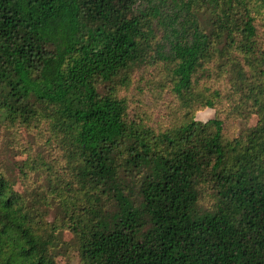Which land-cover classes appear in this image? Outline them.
I'll list each match as a JSON object with an SVG mask.
<instances>
[{"label": "trees", "instance_id": "trees-1", "mask_svg": "<svg viewBox=\"0 0 264 264\" xmlns=\"http://www.w3.org/2000/svg\"><path fill=\"white\" fill-rule=\"evenodd\" d=\"M0 143V264H264V0H0Z\"/></svg>", "mask_w": 264, "mask_h": 264}, {"label": "rangeland", "instance_id": "rangeland-1", "mask_svg": "<svg viewBox=\"0 0 264 264\" xmlns=\"http://www.w3.org/2000/svg\"><path fill=\"white\" fill-rule=\"evenodd\" d=\"M155 111L158 112L157 109H155ZM195 117H196V120L204 122V121H207L213 117V111L206 109V110H203L201 112H198ZM256 121H257L256 116H252L246 126L247 127L254 126L256 124ZM232 128L233 129L235 128L238 130V129H240V124L239 123L232 124ZM8 161L10 163L13 162L11 158H9ZM65 238L68 239L67 234L65 235ZM57 262H58V264H79V261L74 254H70V255H66V256H63L61 254L58 256Z\"/></svg>", "mask_w": 264, "mask_h": 264}]
</instances>
